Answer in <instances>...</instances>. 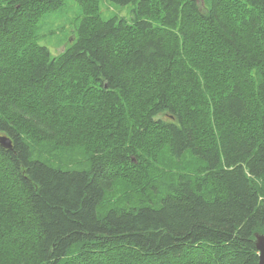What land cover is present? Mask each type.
<instances>
[{
    "label": "trees",
    "instance_id": "obj_1",
    "mask_svg": "<svg viewBox=\"0 0 264 264\" xmlns=\"http://www.w3.org/2000/svg\"><path fill=\"white\" fill-rule=\"evenodd\" d=\"M62 1L0 0V264H259L264 0H75L53 53Z\"/></svg>",
    "mask_w": 264,
    "mask_h": 264
},
{
    "label": "rangeland",
    "instance_id": "obj_2",
    "mask_svg": "<svg viewBox=\"0 0 264 264\" xmlns=\"http://www.w3.org/2000/svg\"><path fill=\"white\" fill-rule=\"evenodd\" d=\"M80 12V6L75 0H64L60 7L44 15L34 25L35 32L38 35V42L46 45L53 53L60 52L62 45H58L71 38L70 34L78 21ZM100 14L103 18H108L113 14L128 18L130 7L118 6L107 0H102ZM158 169L160 170L161 168L159 167ZM186 170L182 171L189 172ZM155 174L158 176V170L155 171ZM175 177L176 175L171 176L172 179Z\"/></svg>",
    "mask_w": 264,
    "mask_h": 264
},
{
    "label": "water",
    "instance_id": "obj_3",
    "mask_svg": "<svg viewBox=\"0 0 264 264\" xmlns=\"http://www.w3.org/2000/svg\"><path fill=\"white\" fill-rule=\"evenodd\" d=\"M0 143L5 148L11 147L10 139L4 135H0ZM254 244L258 250L259 264H264V235L261 233H255Z\"/></svg>",
    "mask_w": 264,
    "mask_h": 264
},
{
    "label": "bare ground",
    "instance_id": "obj_4",
    "mask_svg": "<svg viewBox=\"0 0 264 264\" xmlns=\"http://www.w3.org/2000/svg\"><path fill=\"white\" fill-rule=\"evenodd\" d=\"M61 1H62V0H61ZM204 1H206V0H204ZM204 1H203V2H204ZM207 1H208V0H207ZM62 2H63V1H62ZM100 3H101V1H100ZM112 4H113V2H112ZM133 4H134V3H133ZM118 5H119V4H118ZM59 6H60V5H59ZM97 6H98V5H97ZM122 6H123V5H122ZM57 8H58V7H57ZM57 8H56V9H57ZM50 9H51V8H50ZM50 9H49V10H50ZM49 10H48V11H49ZM80 11H82V9H80ZM45 13H46V12H45ZM83 14H84V13H83ZM83 14H81V16L84 17ZM43 15H44V14H43ZM81 16H80V17H81ZM95 16H96V15H95ZM83 17H81V18H83ZM85 17L88 18V16H85ZM89 17H90V16H89ZM96 18H97V16H96ZM96 18H95V19H96ZM146 18H147V17H146ZM149 18H150V16H149ZM149 18H148V19H149ZM152 18H153V17H152ZM152 18H151V19H152ZM85 19H86V18H85ZM89 19H90V18H89ZM92 19H93V18H92ZM35 20H36V19H35ZM79 20H80V19H79ZM90 20H91V19H90ZM102 20H104V19H102ZM105 20H106V19H105ZM155 20H156V19H155ZM155 20H154V21H155ZM159 20H160V19H159ZM156 22H159V21L157 20ZM78 23H79V22H77V24H78ZM80 23H81V22H80ZM159 23H160V22H159ZM75 28H76V27H75ZM75 30H76V29H75ZM177 31H178V30H177ZM34 36H35V35L33 34V37H34ZM75 38H77V37H75ZM34 39H35V37H34ZM34 39H33V41H34ZM181 40H182V39H181ZM72 44H73V43H72ZM65 46H67V45H65ZM69 46H70V45H69ZM69 46H68V47H69ZM66 50H67V49H66ZM47 52H48V51H47ZM48 54H49V53H48ZM61 55H62V54H61ZM88 76H89V75H88ZM82 78H83V77H82ZM82 78H81V80H82ZM84 79H85V78H84ZM84 79H83V80H84ZM89 79H91V77H90ZM81 80H79V81H81ZM86 80H88V79H85V81H86ZM88 81H89V80H88ZM88 81H87V82H88ZM72 82H73V80H72ZM92 83H93V82H92ZM86 86H87V85H86ZM96 86H97V85H96ZM67 87H68V86H67ZM87 87H88V86H87ZM87 87H86V90H87ZM89 87H90V86H89ZM94 88H95V86H94ZM84 89H85V88H84ZM201 89H202V88H201ZM204 90H205V89H204ZM94 91H95V90H94ZM94 91H93V92H94ZM205 91H206V90H205ZM202 92H203V91H202ZM81 95H82V94H81ZM79 97H80V96H79ZM204 97H205V96H204ZM80 98H81V97H80ZM205 98H206V97H205ZM80 101H81V100H80ZM80 104H81V103H80ZM91 116H92V115H91ZM215 130H216V129H215ZM217 133H218V132H217ZM219 136H220V135H218V137H219ZM214 141H215V140H214ZM166 145H167V144H166ZM166 145H165V147H166ZM83 150H84V149H83ZM159 150H160V149H159ZM160 152H161V151H160ZM160 152H159V153H160ZM185 153H186V152H185ZM169 154H170V153H169ZM190 155H191V153H190ZM190 155H189V158H190ZM156 156H157V155H156ZM168 156H169V155H168ZM192 156H193V155H192ZM194 156H195V155H194ZM147 157H148V154H147ZM165 157L167 158V156H165ZM148 158H150V157H148ZM148 158H146L147 161H148ZM158 158H159V156H158ZM166 158H165V159H166ZM183 158H184V155H183ZM183 158L181 159L182 161H183ZM85 159H87V158H85ZM184 159H185V158H184ZM187 159H188V158H187ZM187 159H186V160H187ZM190 159H192V158H190ZM85 161H86V160H85ZM85 161H84V162H85ZM164 161H165V160H164ZM164 161H163V162H164ZM182 161H181V162H182ZM150 162H151V161H150ZM188 162H189V160H188ZM188 162H187V163H188ZM194 162H196V160H195ZM151 163H152V162H151ZM154 163H155V162H154ZM74 164H75V163H74ZM194 165H195V164L193 163V166H194ZM190 166H192V165L190 164ZM193 166H192V167H193ZM188 169H189V167H188ZM191 169H192V168H191ZM193 169H194V168H193ZM84 170L87 171V168H84ZM198 170H199V169H198ZM248 178H249V177H248ZM251 180H253V178H251ZM164 182H165V181H164ZM164 182H163V184H164ZM161 184H162V182H161ZM261 186H262V182H261ZM163 187H164V186H163ZM257 188H258V184H257ZM158 190H159V189H158ZM161 191H162V190H161ZM134 192H135V191H134ZM125 194H126V193H125ZM120 195H121V193H120ZM140 195H141V194H140ZM144 196H145V195H144ZM150 196H152V195H150ZM116 197H117V196H116ZM121 197H122V195H121ZM125 197H126V195H125ZM117 198H118V197H117ZM115 199H116V198H115ZM137 200H138V199H137ZM112 201H114V199H113ZM134 201H135V200H134ZM107 202H109V201L107 200ZM131 202H132V201H131ZM101 203L103 204L104 202L101 201ZM111 203H112V202H111ZM111 203H110V204H111ZM122 203H123V202H122ZM99 206H100V205H99ZM141 206H142V205H141ZM97 207H98V206H97ZM115 207H116V206H115ZM154 207H155V206H154ZM127 209H128V208H127ZM103 213H104V211H103ZM72 253H73V252H72Z\"/></svg>",
    "mask_w": 264,
    "mask_h": 264
}]
</instances>
